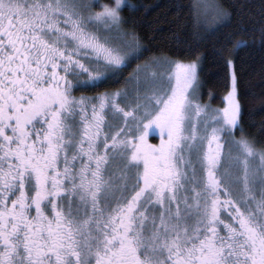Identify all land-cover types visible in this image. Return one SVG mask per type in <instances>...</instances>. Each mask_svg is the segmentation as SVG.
<instances>
[{
  "label": "snow or ice",
  "instance_id": "6c2138e0",
  "mask_svg": "<svg viewBox=\"0 0 264 264\" xmlns=\"http://www.w3.org/2000/svg\"><path fill=\"white\" fill-rule=\"evenodd\" d=\"M152 7L0 0V264H264V0Z\"/></svg>",
  "mask_w": 264,
  "mask_h": 264
},
{
  "label": "trees",
  "instance_id": "16d2710c",
  "mask_svg": "<svg viewBox=\"0 0 264 264\" xmlns=\"http://www.w3.org/2000/svg\"><path fill=\"white\" fill-rule=\"evenodd\" d=\"M133 3H142L144 5H158V7H152V9L144 16L145 21L154 20L158 15L164 14L165 9L172 3H183L187 5L189 0H132ZM234 3H240L242 0H233ZM184 11H187L185 7ZM141 14H143V9H141ZM167 15L171 18L173 13H167ZM147 27H151L153 25H147ZM171 26L165 25L162 27L161 31L156 33L157 39L153 41V43L167 49L172 45L169 43L171 40L170 29ZM240 56L243 58L245 67H244V77H243V85L242 87L249 91V93L255 92V95L249 94L247 96L248 104L247 110L252 113L248 117V127L250 129L256 128L258 129L260 126V120L264 117V112L259 110V103L261 100L260 90L264 88V85L261 84V75H260V67L261 61L264 59V51L260 49L257 45L250 49L243 50L240 53ZM215 72V68H213ZM202 75H206L202 74ZM222 75V72H221ZM212 82L207 85V87L211 88L214 92L219 93L220 95L226 91L224 87V82L222 79L217 78L215 75L211 78ZM219 99L213 100V103H218Z\"/></svg>",
  "mask_w": 264,
  "mask_h": 264
}]
</instances>
